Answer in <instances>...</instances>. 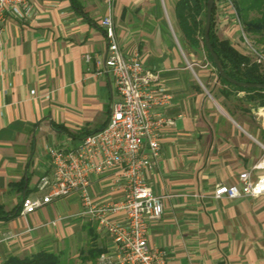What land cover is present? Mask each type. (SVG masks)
<instances>
[{"label":"crops","instance_id":"1","mask_svg":"<svg viewBox=\"0 0 264 264\" xmlns=\"http://www.w3.org/2000/svg\"><path fill=\"white\" fill-rule=\"evenodd\" d=\"M179 1L30 0L28 20L6 19L0 30V207L15 215L0 218V264L56 253L52 247L66 243L81 246L79 258L89 248L99 252L86 264H119L113 242L81 215L75 194L20 215L24 198L44 196L37 186L50 171L48 148H76L108 122L114 82L96 74L106 52L100 26L106 16L122 53L136 55L155 75L154 85L170 98L164 114L174 120L161 131L159 158L143 173L163 204L161 218L148 223V248L163 252L165 264H264V196L213 199L217 185L236 183L257 163L264 168V91L232 88L216 72L192 70L183 54ZM118 173L92 176L96 205L121 198Z\"/></svg>","mask_w":264,"mask_h":264},{"label":"built area","instance_id":"2","mask_svg":"<svg viewBox=\"0 0 264 264\" xmlns=\"http://www.w3.org/2000/svg\"><path fill=\"white\" fill-rule=\"evenodd\" d=\"M31 13L30 0H0V30L8 17L26 21ZM100 26L107 46L96 74H109L116 93L108 122L101 131L84 136L76 148H48L50 171L37 186L44 196L24 198L20 215H30L54 199L75 194L81 201V215L96 222L113 242L119 264H165V254L151 251L147 244L148 223L161 218L163 204L162 198L146 184L143 173L159 158L162 129L174 125V120L164 114L170 98L154 85L155 75L136 55L128 57L122 53L111 17L102 18ZM249 50L254 62H264L259 52L251 46ZM84 60L89 62L91 57L84 56ZM115 170L119 173L114 184L120 186L121 198L96 205L89 193L92 176ZM262 170V164L257 163L240 173L236 183L217 185L213 199L264 196V173H257ZM106 258L100 256L102 261Z\"/></svg>","mask_w":264,"mask_h":264},{"label":"trees","instance_id":"3","mask_svg":"<svg viewBox=\"0 0 264 264\" xmlns=\"http://www.w3.org/2000/svg\"><path fill=\"white\" fill-rule=\"evenodd\" d=\"M74 1L75 0H72V2ZM195 2L197 3L196 5H193L191 0H180L177 3L176 15L178 18L179 27L184 38L190 43L192 47H199L201 43L207 60L214 67L212 59L203 42V29L201 32V42L196 36L199 23L197 21V17L200 16L203 11L205 24L206 0H195ZM229 2L234 8L235 14L243 32H245L247 35L257 37L258 42L264 44V0H229ZM251 13H255L257 16L250 18ZM215 26L216 18L214 3L211 16L209 41L213 52L220 60L224 73L229 78L238 83L264 85V68H262L260 64L254 62L250 57L235 49L228 39L219 38L216 35ZM217 77L223 84L232 88L241 89L244 91H264L255 88H240L226 82L218 74ZM260 105L264 106V100H261ZM13 215H15V213H12L8 216V214H5L0 207V218H8L12 217ZM98 253L99 252L94 250V248H89L87 249V256H81L79 260L81 264H85L88 261L94 262L98 257ZM3 264H63V262L61 260L60 253L56 254L43 250L38 254L23 258L11 257Z\"/></svg>","mask_w":264,"mask_h":264},{"label":"rangeland","instance_id":"4","mask_svg":"<svg viewBox=\"0 0 264 264\" xmlns=\"http://www.w3.org/2000/svg\"><path fill=\"white\" fill-rule=\"evenodd\" d=\"M216 34L221 39H228L233 46H236L237 49L248 55L253 59L249 46L254 48L257 52L260 53L262 58H264V44L258 42L257 37L252 35H247L243 32L240 23L237 21L234 8L229 0H216ZM169 14V12H168ZM257 15L255 13L250 14V18H254ZM198 28L196 36L198 40L201 39V32L204 27V11L200 16L197 17ZM245 37V38H244ZM185 39V38H184ZM185 49L183 51L184 56L187 59V62L190 64L192 70L197 73H214L210 68V65H207L205 59V52L203 51L202 45L200 43L199 47H192L190 43L185 40ZM249 45V46H248ZM262 68H264V62L261 63ZM79 245L66 243L62 246L52 247L51 249L61 254V260L63 264H81L79 257L77 256ZM83 246L82 248H84ZM86 264V263H85Z\"/></svg>","mask_w":264,"mask_h":264},{"label":"water","instance_id":"5","mask_svg":"<svg viewBox=\"0 0 264 264\" xmlns=\"http://www.w3.org/2000/svg\"><path fill=\"white\" fill-rule=\"evenodd\" d=\"M193 2V5H196L197 3L195 2V0H191ZM215 0H206V9H205V24H204V28H203V42L204 45L212 59L214 68L217 72V74L224 79L226 82L240 87V88H255V89H260V90H264V85H255V84H245V83H238L234 80H232L231 78H229L225 73L224 70L222 68V65L220 63V60L218 59L217 55L213 52V49L210 45V41H209V33H210V26H211V16H212V10H213V6H214Z\"/></svg>","mask_w":264,"mask_h":264}]
</instances>
